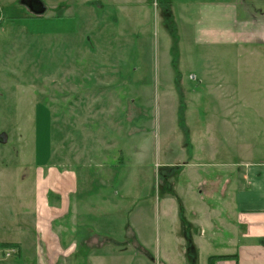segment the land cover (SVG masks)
<instances>
[{
	"label": "rangeland",
	"instance_id": "1",
	"mask_svg": "<svg viewBox=\"0 0 264 264\" xmlns=\"http://www.w3.org/2000/svg\"><path fill=\"white\" fill-rule=\"evenodd\" d=\"M63 1L65 13L54 20L59 29L51 30L66 37V43L57 49L50 46V52H43L41 44L32 47L24 41L31 27L43 24H27V19L11 12L0 28L1 58L13 56V50L26 58L13 63L14 77L8 78L10 88L41 87V79L20 77V72L64 73L61 81L65 86L61 81L62 87L54 84L52 98L56 104L62 99L70 103L63 104L67 107L64 110L48 111L54 118L51 125L43 121L40 111V143L45 148L49 144L50 154L55 153L54 163L64 164L69 171L75 170L72 165L78 167L80 186L65 198L66 212L61 216L54 212L56 217L51 222L63 247L71 246L73 251L68 255L59 252L51 261L145 264V260L146 264H165L170 261L160 233L171 226L174 243L183 246L187 242L183 237L189 224L183 206L185 198L198 199L197 185L202 183L205 202L219 207L218 182L224 183L222 178L230 176V168L223 165L228 159L219 134L217 98L215 94L208 96L207 86L198 75L203 70V55L214 50L194 45L183 6L166 7L161 0H148L141 4L131 1L127 7L126 0H110L104 8L92 6L96 0H80L75 18L71 0ZM91 73L97 77H91ZM3 75L7 74H0V83L6 80ZM74 86L82 87L81 94L73 91ZM58 89L69 92L62 96ZM1 90L5 96L0 98V131H8L9 142L0 144V244L18 243L22 248H0V264H52L47 254L51 240L35 231L34 198L24 200L22 206L27 213L24 220L29 217L31 222L22 229L13 223L15 217H22L16 197V173L20 174L21 169L16 170V164L23 155L32 162L36 126L31 120V104L26 100L17 103L23 92ZM246 112L251 119V111ZM21 134L27 140L22 144ZM97 163L102 166L98 168ZM5 166L15 172L13 181L11 175L1 176ZM30 167L33 164L27 168ZM167 183L178 184L179 192L187 195L182 197V203L176 201L161 212L158 196L164 195ZM24 193H20L21 197H26ZM60 195L62 202L64 196ZM140 213L149 217L141 225L153 235L154 247L147 255L128 246V229L131 224L137 226ZM100 236L102 240L93 239ZM109 239L117 243L108 244ZM179 246L172 248V262L185 264ZM219 247L211 244L210 250L214 252ZM99 251L103 261L97 255ZM113 253L124 255L120 258Z\"/></svg>",
	"mask_w": 264,
	"mask_h": 264
},
{
	"label": "crops",
	"instance_id": "2",
	"mask_svg": "<svg viewBox=\"0 0 264 264\" xmlns=\"http://www.w3.org/2000/svg\"><path fill=\"white\" fill-rule=\"evenodd\" d=\"M39 1L40 3L35 8L30 9L22 3V0H0V28L6 22L4 19L9 12L13 13V16L27 19V24L38 26L43 24L42 27L35 29L31 27V32L26 33L27 37L24 41L32 47H38L41 44L43 52H50V46L57 49L66 43L65 36L51 32V30L59 29L58 21L54 20L61 19L60 13H65L64 1ZM105 1L96 0L91 3L92 6L105 8L110 0ZM118 1L124 3L125 0ZM131 1H138L141 4L148 0H126L127 7L131 6ZM161 1L166 7L181 8L183 6L186 21L192 27L194 45L210 51L214 50L213 53L203 55L201 61L204 62L203 72L200 71L198 75L202 78V84L207 86L208 96L215 94L217 98L218 103L216 104L220 109L219 134L228 159L223 165L230 168V176L222 178L224 183L218 182L217 190L221 192L219 207L215 204L214 208L209 202H205L204 195H202L205 189L202 183L197 185L199 198L186 197L185 205L182 197L187 194L180 193L176 183H167L164 195L158 196L160 199L157 201V206L160 211L161 205V212H165L166 208L176 201H181V203L183 201L185 214L189 221L186 226L187 231L183 234L187 242L183 243V246H179L177 242L174 243L171 226L166 227L163 234L160 233L166 244L164 249L166 259L171 262L165 264H175L171 256L174 245L179 246L180 251L182 249L185 264H264V0H176L175 5L167 0ZM70 2L73 16L76 18L78 5L81 6L80 0ZM19 6L22 9L17 10ZM51 13L56 15L52 16ZM8 25L13 27L10 23ZM19 28L27 30L25 26H19ZM13 51L14 57L6 55L5 58H1L0 55L2 63L0 74H7L3 75L6 80L0 83V98L5 96L4 93L2 94V88L5 91L23 92V97H19L17 103L26 100L31 104V111H34L31 120L36 126L32 162L23 155L16 164V170L18 167L21 169L20 174L18 171L16 173V182L19 185L16 187V197L17 204L21 205L22 217L18 219L15 217L13 223L14 225L18 223V227L22 229L26 223L31 222L29 217L24 220L27 213L26 208L22 206L25 204L24 200H29V197L34 198L35 231L51 240L47 254L52 263L51 257L56 258L59 252L68 255L73 251L71 246L63 247L53 232L51 222L56 217L54 212H59L60 216L66 212L65 198L80 186V177L76 171L78 167L72 165L75 170L71 168L69 171L64 164L53 162L55 153L51 151L50 154L49 144L45 148L43 143L42 145L40 143L41 122L38 118L41 111L45 118L43 121L51 125L54 118L48 111L64 110L67 107L63 104L70 103V101L64 102L62 99L56 104L52 98V86L56 83L61 86L59 83L64 75L58 71H46V74L20 72L17 74L20 77L41 79L38 82L41 87L35 88L28 85L30 88H10L8 78L13 79L14 77L13 63L26 59L25 54L21 57L19 53ZM6 63H10V66ZM66 76L71 77L67 74ZM91 77H97V74L95 76L91 73ZM61 83L65 86V83L62 81ZM74 87L73 91L81 94L82 87L79 89H76L77 86ZM58 90L62 96L69 92V89ZM248 110L251 111V119L248 118L246 112ZM48 138L50 139V136ZM24 141L27 140L21 134L19 143L22 144ZM8 142V131H0V144L6 145ZM53 145L55 146L54 142ZM22 151L24 153L23 147ZM18 154L20 152L17 151ZM31 164L34 166L30 167L32 171L27 168ZM97 166L99 168L102 165L97 163ZM5 167L1 169V176L11 175L10 179L13 181L12 176L15 172L11 167ZM106 173L109 177V172L106 171ZM31 181L32 188H29ZM191 189L195 188L191 187ZM22 191H25L26 197H21ZM60 193L64 196L62 202ZM52 195L55 196L53 199ZM30 201H27V204ZM139 215L140 219L136 220L137 226L131 224L128 229L130 237L128 246L130 247L131 244L142 254L147 255L154 247L153 235L146 233V227L141 225L145 219L149 220V217L141 213ZM94 238L102 240V236ZM159 239V243H162L161 237ZM109 240L108 244L117 243L115 240ZM211 244H219L220 247L212 252ZM18 245L21 251L22 246ZM100 253L99 251L97 255L103 261V257L99 256ZM111 255L121 258L124 254L113 253ZM126 257L129 258V256ZM143 261L146 264V261ZM138 264L141 263L138 262Z\"/></svg>",
	"mask_w": 264,
	"mask_h": 264
},
{
	"label": "trees",
	"instance_id": "3",
	"mask_svg": "<svg viewBox=\"0 0 264 264\" xmlns=\"http://www.w3.org/2000/svg\"><path fill=\"white\" fill-rule=\"evenodd\" d=\"M0 248L3 251L9 250V249H17L18 251H20V246L15 243H2L0 244Z\"/></svg>",
	"mask_w": 264,
	"mask_h": 264
},
{
	"label": "water",
	"instance_id": "4",
	"mask_svg": "<svg viewBox=\"0 0 264 264\" xmlns=\"http://www.w3.org/2000/svg\"><path fill=\"white\" fill-rule=\"evenodd\" d=\"M22 3L30 9L35 8L40 1L39 0H22Z\"/></svg>",
	"mask_w": 264,
	"mask_h": 264
}]
</instances>
